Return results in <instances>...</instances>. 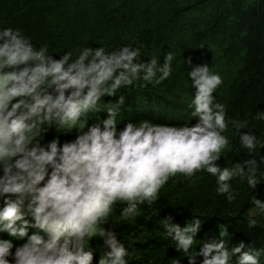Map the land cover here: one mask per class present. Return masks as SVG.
Returning <instances> with one entry per match:
<instances>
[{"label": "clouds", "instance_id": "1", "mask_svg": "<svg viewBox=\"0 0 264 264\" xmlns=\"http://www.w3.org/2000/svg\"><path fill=\"white\" fill-rule=\"evenodd\" d=\"M141 58L140 48L126 45L112 51L84 47L55 59L47 44L35 48L20 29L0 30V233L8 237L0 238V264H93L96 252L89 243L94 238L102 241L97 264H129V248L138 238L121 242L117 232L103 227L117 202L127 205L120 219L135 222L138 206L156 203L170 179L195 186L201 172L216 178V194L229 203L238 195L230 183L234 178L256 189L255 158L232 167L217 163L232 150L224 135L229 123L248 153L264 144L250 132L241 133L247 120H226L225 106L214 96L223 78L208 64L187 73L195 89L187 104L195 124L142 119L118 128L125 97L107 103L103 98L121 89L159 87L172 75L176 56L168 51L162 63L155 54L147 62ZM185 63L191 66V59ZM104 112L106 118L89 123L91 114ZM255 119L264 120V113ZM54 128L75 136L45 141ZM252 204L250 217L264 215V202L256 197ZM162 223L163 238L175 242L188 264H197V257L200 264H232L233 258L235 264H260L264 250H244L242 241L226 247V227L218 242H203L195 251L200 219L184 227L171 217ZM257 224L249 218V228ZM29 228L44 235H29Z\"/></svg>", "mask_w": 264, "mask_h": 264}, {"label": "trees", "instance_id": "2", "mask_svg": "<svg viewBox=\"0 0 264 264\" xmlns=\"http://www.w3.org/2000/svg\"><path fill=\"white\" fill-rule=\"evenodd\" d=\"M8 27L20 29L35 48L47 44L55 59L67 51L76 53L77 49L100 46L106 51L126 45L138 47L145 62L155 54L162 63L166 52H174L172 75L159 87L121 89L117 96L103 98L105 103L115 102L124 95L118 128L129 120L142 119L168 125L195 124L197 118L191 116L192 109L187 105L195 89L187 73L192 66L208 64L223 78L214 96L224 104L226 120H247L248 126L241 133L250 132L264 144V120L255 119L258 112L264 113V0H0V30ZM188 58L191 66L185 63ZM106 115L91 114L89 123ZM224 135L231 141L232 150L223 152L217 163L232 167L255 158L259 181L256 189L249 188L246 180L234 178L230 183L238 195L229 203L224 195L216 194V178L201 172L195 186L170 179L156 203L138 206L135 222L120 219L127 205L117 202L109 223L103 227L117 232L121 242L138 238L129 248V264H175L178 259L180 264H188L185 254L175 251V242L162 236L166 217L180 227L200 219L195 251L203 242H218L219 232L225 227L230 234L224 238L229 250L241 241L244 250H264V215L249 216L254 198L264 202V147L258 144L248 153L230 123ZM53 136L63 142L73 139L75 132L60 134L54 128L45 141ZM249 218L258 224L249 228ZM28 231L29 235H44L39 229ZM0 238L8 237L0 233ZM20 243L23 241H14ZM101 244L98 238L89 243L96 252L93 264H97ZM201 260L197 257V264ZM260 264H264V251Z\"/></svg>", "mask_w": 264, "mask_h": 264}]
</instances>
